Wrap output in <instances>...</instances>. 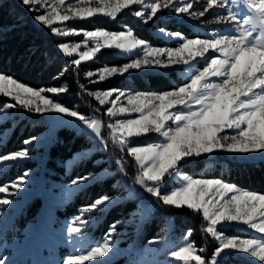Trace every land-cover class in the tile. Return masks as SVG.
I'll return each mask as SVG.
<instances>
[{
  "label": "snow or ice",
  "instance_id": "1",
  "mask_svg": "<svg viewBox=\"0 0 264 264\" xmlns=\"http://www.w3.org/2000/svg\"><path fill=\"white\" fill-rule=\"evenodd\" d=\"M18 2L31 15L34 24L49 30L58 41L70 37L82 39L56 44L57 54L67 58L52 77L54 82L63 81L58 86L36 88L0 72V97L10 98L0 104V123L14 121L21 114H46L50 123L72 127L91 139L94 146L107 150L110 140L122 154L134 158V184L141 191L132 188L124 198L139 201L130 216H139L143 223L157 209L186 208L201 217L199 231L204 243L197 246L191 239L195 230L188 229L179 237V244L168 248L163 264H228L235 257L246 258L247 264H264V194L184 171L185 165L212 159L219 152L259 154L264 158V0ZM194 3H203V10L195 9ZM165 13L195 20L203 28V35L188 38L179 31L161 27L157 30L159 36L176 46H152L138 38L127 25L116 31L102 27L76 29L64 23L93 17L114 21L118 15H128L139 23L148 24ZM10 15L23 22L22 15H16L14 10ZM103 49L118 52L126 62L85 71L83 77L88 83H81L82 64L95 62ZM40 54L46 63H56L57 55ZM146 70L175 72L181 82L164 91L88 88V84ZM65 77L76 83L80 90L78 96L89 97L87 106L93 113L103 110L106 125L95 115H86L77 107L70 108L60 102L59 97L69 91ZM105 127L107 138L102 135ZM149 136L152 142L133 143ZM38 139H26L21 150L0 155V175L5 173V166L29 158L31 146ZM4 143L0 133V146ZM91 151L86 149L69 161L66 165L69 171L73 162L85 158ZM114 162L117 171L126 175L123 156ZM27 175L29 173H25ZM96 179L95 174L87 173L72 179L66 187L69 191H83ZM24 186V176L0 185V194H6L0 198V211L11 205L8 196L16 195ZM144 193L154 198L147 206ZM117 202H121L119 197L104 194L78 210L79 214L65 225L71 250L60 264H110L108 258L115 250L112 239L115 228L127 221L113 224L103 243L96 241V246L90 250V237L85 230L97 222L96 213L106 212ZM226 228L239 234L229 235ZM210 242L214 246L209 247ZM149 243L167 246L165 238ZM155 251L145 249L132 264H159L146 258L149 252ZM0 264H7V260L0 259Z\"/></svg>",
  "mask_w": 264,
  "mask_h": 264
},
{
  "label": "trees",
  "instance_id": "2",
  "mask_svg": "<svg viewBox=\"0 0 264 264\" xmlns=\"http://www.w3.org/2000/svg\"><path fill=\"white\" fill-rule=\"evenodd\" d=\"M13 10L16 15L24 17L21 8L15 4V0H3V3L0 4V28H5V31L0 34V72L10 74L17 80L36 88L53 86L54 84L58 86L63 81L54 82L52 77L57 74L67 58L62 54H57L55 42L49 34L27 19H23L22 23L16 20L10 15ZM96 22L101 27L116 31L120 30L122 25H127L133 29L134 34L138 38H142L153 45L160 44L157 37L152 34V30L157 27L153 23L140 26L132 18L125 16L115 22H105L99 19ZM42 52H47L49 55H57L56 63H46L45 58L40 54ZM124 62L126 61L119 55L110 52H100L95 62L81 66L80 82L87 83L83 77V72L85 71L95 70L104 65H122ZM168 75L169 77L163 74H146L142 78L136 75H129L128 77L106 81L98 85L97 88L109 89L115 87L123 89L126 87L136 90H168L174 85L172 81L180 83L176 74L170 72ZM65 79L68 81L69 91L59 97L60 102L70 108L77 107L82 113H91L85 107L89 97L86 94L82 95V98L78 96L77 93L80 90L76 83L68 77H65ZM88 88L91 90L95 87L88 84ZM91 103L95 105L93 100ZM98 113L95 114L100 115ZM5 126H10V124ZM42 129L43 126L39 122L26 123L23 127L20 124L16 125L11 134H9L8 141L3 145L0 154L9 151V149L17 148V146L22 145L23 140L38 134ZM92 146L93 141L87 136L78 134L72 127L59 126L49 143L46 155H44V164L47 174L63 183L71 182L72 179L87 173L96 174L105 169L108 170L107 173L90 182L83 191H76L69 202L64 205V212L60 210L58 212L64 216L72 215L80 207L91 203L101 195L121 194L123 197L120 200L121 202L111 205L98 220L96 230L101 234L110 224L128 215L136 204L133 199H124L128 197L126 195L127 190L119 178L117 166L112 159L107 157V151L100 147L93 148L85 158L73 162L69 171L66 167L68 160L73 159L75 153L90 149ZM128 164L129 162H126V166ZM17 170H20V168L13 169V167H10L6 176L2 178L4 180L12 178L13 174L17 173ZM184 171L204 178H218L239 188L264 193V160L253 162L231 159H220L210 162L198 160L185 165ZM39 205L38 200L33 202L31 206L28 204L26 211L29 213L33 212ZM166 217L171 218L178 229L195 230L192 238L195 241H201L199 236L201 217L193 215L187 209L172 211L157 209L139 225L134 240L146 241L154 238L161 231ZM109 262L110 264H132L133 261L130 257L121 255L110 259Z\"/></svg>",
  "mask_w": 264,
  "mask_h": 264
},
{
  "label": "rangeland",
  "instance_id": "3",
  "mask_svg": "<svg viewBox=\"0 0 264 264\" xmlns=\"http://www.w3.org/2000/svg\"><path fill=\"white\" fill-rule=\"evenodd\" d=\"M15 4H17L21 8L24 16L23 19L25 20L27 19L32 24H34L31 15L19 4L18 0H15ZM203 7H204L203 3H194L195 9L203 10ZM124 16L132 18L140 26L147 25L137 22V20L134 17L128 15H118L117 19L114 21L111 18H107V17H101V18L93 17V18H88L87 20L76 19L64 23L68 27H72L76 29L83 28L87 30H93L95 27H101L96 22V20L98 19L105 22H115L120 20ZM208 18L212 19L211 16H209ZM149 23H153L154 25L157 26L155 27V29L152 30V34L155 35L157 37V40L160 42L159 45H153L150 43L152 46H172V47L176 46L174 42L166 41L164 37L159 36L157 30L161 27L166 28L168 31H179L188 38H193L198 34L203 35V28L201 26H198L195 20L189 21L188 19H185L183 17L172 16L167 13L162 15L160 19L154 20L153 22H149ZM34 25L42 29L44 32H46L47 34H49V36L53 38L55 42V48L58 42L71 43V42H77L82 39V37H70L63 39L62 41H58L50 34L49 30L45 29L43 26H39L37 24ZM4 31L5 28H0V34ZM101 52H110L119 55L118 52H114L113 50L110 49H103ZM88 63H83V64H88ZM169 73L170 71H160V70L132 71L123 77H128L129 75H136L142 78L146 74L148 75L163 74L169 77L168 75ZM173 74L176 73L173 72ZM95 78L98 79V77ZM112 79H116V78H110L106 81ZM172 82L174 83V85L179 84V83H175V81ZM102 83H98L95 85L89 84V85L95 87L94 89L91 90H97V89H102V88H97V86ZM123 89L132 90V91H164V90H136V89H128L126 87H124ZM6 100H10V98L0 97V104L5 102ZM10 102L14 103V101H10ZM93 102L94 104H96L94 100ZM85 107L87 110L91 111L90 108L87 106V103ZM102 112L103 110L101 109V111L98 113L100 115H96L92 111L91 113H84V114L89 116L95 115L96 118L104 120L106 125L108 121L107 118L102 115ZM34 122L41 123L43 129L38 134L32 136V137H38L39 139L32 144L31 150L29 152V158L23 159L19 163L13 166H5L6 169L5 173L0 175V185L14 181L21 176L25 177V186L16 195L8 196V198L12 202L11 205L4 206V210L0 211V259H6L7 264H60L62 258H64L67 254H69L71 250V244L67 237L65 225L68 222H71L73 217L79 214L78 210L81 208L80 207L75 214L68 216H64L58 213L59 210L64 212L63 210L64 205L67 202H69L72 195L76 191H69L67 189L66 186L69 185L71 182L63 183L61 181H57L53 179L49 174H47V171L45 170L46 167L44 164V155H46L48 151L49 143L51 142V139L53 138L57 127L62 126L64 124L50 123L46 114H37V113L21 114L18 115L14 121L9 120L6 123H0V133L3 134L4 141L7 142L9 138V134H11V132L13 131L16 125L20 124V126L23 127V125H25L26 123L33 124ZM6 124H10V126H5ZM102 135H104V137L107 138L108 132L106 127L102 130ZM30 138L31 137L27 139ZM148 142H152L151 136L133 141L134 144H144ZM21 144L22 145L17 146V148L9 149V151L5 153H1L0 155L21 150V148L23 147V143ZM2 147L3 146H0V151ZM98 147L100 146L99 145L94 146L93 144V146L90 147V149L98 148ZM84 151L75 153L73 158L76 157L78 153H82ZM105 151H107L108 153L107 157L112 159L113 162L115 161V159L121 158V155L123 156V159L126 162H129L127 166H126V162L124 163V168L126 169V173H127L126 175H122L120 172H118L119 178L127 190L126 195H129V191L132 188H135L137 191H141L139 186L134 184V178L136 175V165L134 162V158L122 154L119 148L117 146H114L110 140L107 145V150ZM220 159H231V160L249 161V162L264 160V158H262L259 154L233 155L224 152H219L215 155L214 158L202 160V161L210 162V161H217ZM72 160L73 159L68 160L67 165L69 161ZM22 166H27V167H22ZM10 167H13V169L20 168V170H17L16 171L17 173L13 174L12 178L4 180L2 177L6 176V173ZM25 173H29V175L25 176ZM105 173H106L105 170H103L99 173H96L95 175L97 177H100ZM243 190H247V189H243ZM11 191L12 189L10 188L9 192ZM5 195L6 194H0V198H4ZM111 196L119 197L120 200L123 198L121 194H115ZM152 199L154 198H152L150 194L144 193V204L146 206L149 204V202ZM37 200L39 201L40 205L33 212L30 213L27 212L26 206H28V204L31 206V204ZM133 201L136 204L135 208L132 211H130L128 215L117 220V221L124 220L127 222L116 226L115 235L112 236V239L115 241V250L112 252L111 256H109L108 259L110 260L114 257L122 255V256H128L132 261H135L140 258V255L138 254H142L145 249L151 248V249H155L156 251L149 252L146 258L148 260H155L159 262V264H163V262L167 259L168 248L173 244H179L180 243L179 237L182 235V233H186L187 230L178 229L176 223L173 222L172 219H166L163 223V227L161 231L154 238H151L146 241L136 240V239L134 240L136 230L141 224V219L139 216L136 217L130 216V213L136 211L137 204L139 203L138 200L133 199ZM102 214L103 213H96L97 222L101 218ZM117 221L110 224V226L107 229H105V231L102 232L101 234H99L98 231L96 230L97 222L93 225H89V227L85 230V234L90 237V243L88 245V249L90 250L91 247H95L96 241L103 243V238L105 234L109 232L110 227L113 224H115ZM225 231L229 235L239 234L238 232H235L232 228H226ZM199 236L201 237V241L200 240L195 241L194 238L191 237V239L195 241L197 246H201L204 243V238L202 237L200 231H199ZM158 238H165L167 241V246L164 244L149 243L150 241ZM212 246L214 245H212L210 242L209 247ZM228 264H247V260L246 258L243 257H235L230 259L228 261Z\"/></svg>",
  "mask_w": 264,
  "mask_h": 264
}]
</instances>
